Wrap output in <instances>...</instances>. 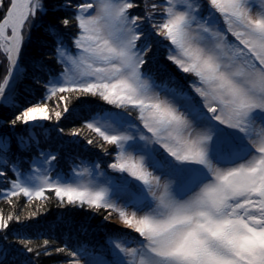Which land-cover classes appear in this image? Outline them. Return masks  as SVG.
I'll list each match as a JSON object with an SVG mask.
<instances>
[{
	"label": "rangeland",
	"instance_id": "1",
	"mask_svg": "<svg viewBox=\"0 0 264 264\" xmlns=\"http://www.w3.org/2000/svg\"><path fill=\"white\" fill-rule=\"evenodd\" d=\"M134 8L83 0L79 47L61 49L65 71L52 82L113 108L86 122L113 157L89 138L96 160L55 175L40 158L15 170L18 189L107 209L111 234L76 264H264V0H163L157 24ZM45 11L43 0H8L0 102L19 82L27 23ZM44 110H27L29 123Z\"/></svg>",
	"mask_w": 264,
	"mask_h": 264
},
{
	"label": "trees",
	"instance_id": "2",
	"mask_svg": "<svg viewBox=\"0 0 264 264\" xmlns=\"http://www.w3.org/2000/svg\"><path fill=\"white\" fill-rule=\"evenodd\" d=\"M131 1L141 21L149 16L152 23H159L163 0ZM43 2L44 14L27 23L19 55L22 70L11 102H0V264H76L75 253L98 250L97 240L111 234L105 231L104 207L65 198L52 189L36 196L17 187L15 170H32L40 158L48 157L52 172L59 175L62 169L74 168L81 157H99L85 149L93 147L89 138L96 144L93 149L106 151L108 159L115 152L112 144L89 134L86 126L93 114L113 109L101 105L100 94L70 87L59 92L52 85L65 71L61 49L79 47L78 7L83 0ZM7 3L0 0V21ZM0 60L2 81L6 60L1 52ZM35 106L44 108L46 116L43 123L32 125L26 111ZM76 131L81 138L71 139Z\"/></svg>",
	"mask_w": 264,
	"mask_h": 264
},
{
	"label": "water",
	"instance_id": "3",
	"mask_svg": "<svg viewBox=\"0 0 264 264\" xmlns=\"http://www.w3.org/2000/svg\"><path fill=\"white\" fill-rule=\"evenodd\" d=\"M258 195L260 197L262 208L264 210V187L260 189V191L258 192Z\"/></svg>",
	"mask_w": 264,
	"mask_h": 264
},
{
	"label": "bare ground",
	"instance_id": "4",
	"mask_svg": "<svg viewBox=\"0 0 264 264\" xmlns=\"http://www.w3.org/2000/svg\"><path fill=\"white\" fill-rule=\"evenodd\" d=\"M15 57H16V54H15Z\"/></svg>",
	"mask_w": 264,
	"mask_h": 264
}]
</instances>
